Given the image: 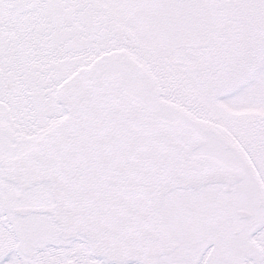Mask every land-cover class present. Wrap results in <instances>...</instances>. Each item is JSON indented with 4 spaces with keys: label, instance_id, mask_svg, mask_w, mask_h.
<instances>
[{
    "label": "snow or ice",
    "instance_id": "snow-or-ice-1",
    "mask_svg": "<svg viewBox=\"0 0 264 264\" xmlns=\"http://www.w3.org/2000/svg\"><path fill=\"white\" fill-rule=\"evenodd\" d=\"M0 264H264V0H0Z\"/></svg>",
    "mask_w": 264,
    "mask_h": 264
}]
</instances>
